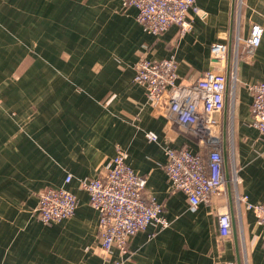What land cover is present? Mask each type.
I'll return each instance as SVG.
<instances>
[{"label":"crops","instance_id":"0c3cea01","mask_svg":"<svg viewBox=\"0 0 264 264\" xmlns=\"http://www.w3.org/2000/svg\"><path fill=\"white\" fill-rule=\"evenodd\" d=\"M195 6L190 31L179 36L176 25L148 33L122 0H0V264H102L98 213L79 179L103 173L117 147L145 176V191L162 204L169 225L132 235L128 256L113 249L110 264H264L256 215L243 205L238 212L235 201L241 193L250 203L264 202V135L252 124L246 87L264 81V34L236 66L232 51L261 22L264 0H196ZM214 42L231 43L235 66L219 119L222 143L226 119L228 168L238 182L191 209L182 192L169 189L164 151L203 147L154 109L134 79L135 64L142 55L174 57L182 78L214 65ZM61 186L76 196L75 213L43 223L34 212L38 195ZM224 206L236 236L220 239L217 209Z\"/></svg>","mask_w":264,"mask_h":264},{"label":"built area","instance_id":"2783aa9c","mask_svg":"<svg viewBox=\"0 0 264 264\" xmlns=\"http://www.w3.org/2000/svg\"><path fill=\"white\" fill-rule=\"evenodd\" d=\"M195 1L122 0V4L136 9V20L148 33L157 35L170 25H176L179 36H182L192 27L188 13L196 10ZM263 34L264 12L261 22L250 26L248 37L234 42L235 66L238 60L252 55ZM227 52L225 42L212 43L210 59L214 65L182 78L177 75L174 57L153 60L142 55L135 64L134 79L144 86L146 98L154 109L178 124L203 147L200 151H193L187 146H167L164 151L169 189L182 192L191 209L200 203L210 204L226 185L219 115L225 107L227 78L233 84L236 81L235 66L232 68L230 63L227 77ZM246 87L251 94L252 124L264 135V81ZM146 136L151 141L156 140L152 132ZM225 151L230 158L232 152L226 145ZM228 171L229 182L236 184L238 179L231 165ZM70 178L67 175L65 181L69 182ZM145 186V176L134 172L127 163L126 151L120 147L116 148L103 173L94 178L79 179V187L88 193L89 203L98 213L97 234L105 255L102 264H110L108 257L113 249L126 258L130 237L147 226L161 230L169 225L162 214V204L145 191ZM235 201L238 212L242 205L254 212L264 239V202L250 203L241 193L235 194ZM76 205V196L65 187H46L38 195L34 212L43 223H52L73 216ZM217 228L220 239L231 234V214L225 206L217 209ZM114 264H122V261Z\"/></svg>","mask_w":264,"mask_h":264},{"label":"water","instance_id":"95a60500","mask_svg":"<svg viewBox=\"0 0 264 264\" xmlns=\"http://www.w3.org/2000/svg\"><path fill=\"white\" fill-rule=\"evenodd\" d=\"M230 53H231V43L228 44V64H227V77H228V69H229V58H230ZM227 82H228V78H227ZM225 109V107H224ZM225 118V117H224ZM222 132H223V164H224V172H225V178H226V187L230 193V182H229V171H228V157L225 151V138H226V119H224L223 124H222ZM232 207V204H231ZM232 209V208H231ZM231 221H232V230L231 232L233 233L234 237L236 236V223H235V219L233 218V214H231Z\"/></svg>","mask_w":264,"mask_h":264}]
</instances>
